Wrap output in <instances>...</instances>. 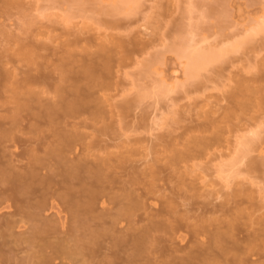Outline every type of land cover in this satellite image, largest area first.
I'll use <instances>...</instances> for the list:
<instances>
[{
  "label": "rangeland",
  "instance_id": "rangeland-1",
  "mask_svg": "<svg viewBox=\"0 0 264 264\" xmlns=\"http://www.w3.org/2000/svg\"><path fill=\"white\" fill-rule=\"evenodd\" d=\"M263 22L264 0H136L130 5L125 0H0V59L13 51L18 55L7 67L0 61V78L5 68L35 69L43 62L40 57L24 61L37 40L54 50L80 39L67 53L59 51L61 61L52 59L80 78L79 86L97 113L71 121L86 120V126L65 129L80 134L77 149L62 154L66 164L58 162L55 150L44 148L37 155L40 174L46 176L68 170L72 159L90 166L104 161L99 187L112 198L108 208L113 213L118 209V216L106 218L111 223L98 239L100 254L110 237L126 238L143 225L123 209L149 186L158 193L143 199L145 209L166 200L177 215L187 216L181 204L190 200L194 211L189 217L215 207L219 212L206 218L237 219L234 224L244 235L264 224ZM193 53L215 57L192 75L188 56ZM104 57L109 58L106 67ZM84 64L95 67L91 75L83 73ZM10 88L0 90V166L20 167L29 161L17 155L25 149L30 154L32 145L17 143L16 150L12 138L34 143L51 134V128L42 125L40 134L24 129L26 111H12L16 104ZM222 154V160L216 159ZM50 165L58 170L48 172ZM91 176L82 175L88 186L95 183ZM7 187L0 178V222L15 221L0 237V264H38L39 256L49 252L46 244L63 235L46 238L39 232L41 223L12 216L13 210L5 209L12 203L10 193L2 192ZM80 189L75 181L73 191ZM221 204L235 211L223 215ZM93 215L100 216V209ZM50 220L59 226L55 216ZM112 222H117L113 228ZM32 227L39 233L34 248L26 240ZM254 253L250 260L264 261V252ZM79 259L78 264L88 262V257ZM55 263L70 264L66 259Z\"/></svg>",
  "mask_w": 264,
  "mask_h": 264
},
{
  "label": "bare ground",
  "instance_id": "bare-ground-1",
  "mask_svg": "<svg viewBox=\"0 0 264 264\" xmlns=\"http://www.w3.org/2000/svg\"><path fill=\"white\" fill-rule=\"evenodd\" d=\"M135 1L125 0V3L130 5ZM262 28L264 29V25ZM79 42L80 39L73 40V42L66 41L53 50L37 40L30 45L33 50L29 51L31 55L27 60L18 58V62L24 60L31 63L34 58L39 57L43 62L38 64L35 69L26 67V69L14 68L11 71L5 68L6 72L0 78V90L11 87L10 92L13 95L10 99L14 100L10 102L16 104L12 111H26V115L22 119L27 122L24 129L29 128L31 131L34 128L40 134L42 125L51 128V134H41L42 137L36 138L38 140L34 143L31 141L33 139L13 137L16 150L19 148L17 143L31 142L30 154L25 149L17 155L26 158L29 162H25L20 167L15 165L11 167L8 163L3 167L0 166V178L8 184V187L2 189V192L10 193L8 197L12 200V203L5 209L13 210L11 211L12 216L26 218V222L41 223L42 227L39 228V232H43L46 238L63 235V237L56 238L60 240L59 242L46 244V250L49 249V252L39 256L38 264H56L57 259H66L70 264H78L79 257H88L86 264H218L219 259L223 261V264H264V261L249 259V255L254 256V251L264 252V224L262 225V222L261 228L247 231L244 235L234 224L237 219L221 222V220L214 221L206 218L207 214L219 212V210H215L214 205H212L214 210L212 208L207 210L206 205L205 208L201 206L203 209L196 210L200 213L192 217H189L188 214L194 211L192 210L194 205H190L192 202L186 199L190 206L183 200L186 204L182 203L181 207L188 212L183 209L187 216L186 214L184 216L177 215L172 202L166 200L150 204V207L153 206L154 209H145L146 203L143 199L148 200L150 194L158 193V191L151 190L155 184L150 189V186L147 187V190L144 189L145 192H141L139 196H135L136 198L132 197L123 209V212L129 214L130 217L138 218L137 223H143L135 230L137 233L126 238L110 237L105 245V252L100 254L101 247L98 239L103 236L101 231H104L105 226L111 223L106 218L118 216V209L113 213L114 209L108 208L107 200H112V198L107 195L108 193L103 187H99V184L102 183L99 175L104 161H101L102 164L90 166L86 161L72 159L69 160L72 165L68 170L57 171L46 176L40 174L42 164L37 155V152L44 148L50 152L55 150L59 152L60 161L58 162L66 164L65 156L62 154L66 153L67 149L70 151L77 149L76 142L80 139V134L72 130L65 131V129L69 127L73 129L78 124L86 126V120H81L80 123L71 121L82 119L87 112L92 115L97 113V109L90 105L88 96L82 92L79 86L80 78L71 76L65 67L55 66L56 62L52 59L56 56L61 61L63 58L59 57V51L64 50V53H67L66 48H71ZM40 51L47 53L41 55L38 53ZM16 56H18L17 53ZM16 56L14 51L11 55L3 54L1 57L5 61L2 59L0 61L7 67ZM214 57L213 53L189 55L190 73L195 75L199 67ZM102 62L106 67L109 58H102ZM82 69L83 73L91 75L95 67H92V64H84ZM18 70L19 72H17ZM56 73L59 77H55ZM46 87L47 89L44 91ZM240 145L243 146L242 143ZM227 155L229 156L230 153ZM218 158H224L223 154L216 157V159ZM54 166H48L47 171L55 170ZM15 169L19 171L14 172ZM93 170L95 171L93 172ZM89 174H93V176L88 179L95 182L88 183L90 186L86 184L85 180L87 179L85 175ZM75 181L81 185L78 192L73 191ZM24 195H30V197L24 199ZM155 197L153 199H158V196ZM191 206L193 208L190 210ZM221 207L220 212L223 215L235 211L233 207L226 209L224 204H221ZM237 207L236 204V210ZM98 209H100V216H94L93 214ZM142 210L144 213L138 215V212ZM51 216H55L59 226L52 225ZM189 220L193 223H190ZM14 223L15 221L10 219L0 222V231H2L0 237L9 231ZM115 223L117 222H112V228ZM31 229L32 233L26 240L29 246L34 248L37 244L34 236L39 233L34 227Z\"/></svg>",
  "mask_w": 264,
  "mask_h": 264
}]
</instances>
